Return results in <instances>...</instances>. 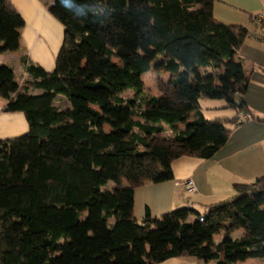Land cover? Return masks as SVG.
<instances>
[{"label": "trees", "instance_id": "16d2710c", "mask_svg": "<svg viewBox=\"0 0 264 264\" xmlns=\"http://www.w3.org/2000/svg\"><path fill=\"white\" fill-rule=\"evenodd\" d=\"M214 1L55 0L48 13L63 39L53 71L23 57L30 82L19 86L0 66L5 110L28 124L24 135L0 141V264L264 260V176L236 185L234 196L203 214L147 212L140 222L129 215L134 189L123 185L140 176L171 180L172 157L208 160L235 128L264 124L243 100L249 79L236 56L248 31L216 21ZM23 27L11 2L0 0V55L18 49ZM159 57L172 75L170 100L142 90ZM58 97L67 109L55 106ZM202 98L235 114L205 119ZM165 126L177 145L173 156L169 144H154Z\"/></svg>", "mask_w": 264, "mask_h": 264}, {"label": "crops", "instance_id": "0c3cea01", "mask_svg": "<svg viewBox=\"0 0 264 264\" xmlns=\"http://www.w3.org/2000/svg\"><path fill=\"white\" fill-rule=\"evenodd\" d=\"M9 1L24 20V27L20 30L18 49L2 53L0 66L10 67L14 81L23 86L30 82V78L24 71L21 59L27 57L30 63L39 65L47 72L53 71L55 58L62 44L63 28L48 13V8L55 0ZM260 13H264V0H215L213 4V17L216 21L225 25L242 26L248 31V37L236 56L243 64L249 79L243 100L255 114L264 117V42L257 38V28L253 20ZM54 31L59 33L60 37L57 36V40L53 41ZM168 74L172 78V75ZM29 92L38 93L32 88H29ZM57 101L64 103L61 109L69 107L64 98L58 97L55 106ZM200 101L207 100L202 98ZM204 103L206 104L204 110L201 106L200 109L205 119H207L205 113L216 114L227 109L224 104ZM5 104V100L0 98V141L22 136L28 131L24 115L7 113ZM231 112L232 115H214L208 120L231 117L235 114L233 110ZM177 127L182 129L184 125L180 124ZM164 129L163 133L154 137V144L162 148L169 144L171 156L176 155L178 150L173 141V133L166 126ZM170 165L171 180L151 183L147 177L140 176L123 181V185L132 186L134 189L130 217L140 222L147 212L151 218H159L180 208H192L203 214L211 205L234 196L236 185L250 184L256 178L264 176V124L250 121L235 128L228 141L208 160L177 155L172 157ZM187 179L192 180L195 186V191L191 194L182 193L181 188L177 186V183ZM235 232L240 235L234 238L244 234L240 229L232 232L231 236ZM223 236V233L215 235L213 242L218 244ZM160 264L211 263L195 257H182L169 259Z\"/></svg>", "mask_w": 264, "mask_h": 264}, {"label": "rangeland", "instance_id": "374dc122", "mask_svg": "<svg viewBox=\"0 0 264 264\" xmlns=\"http://www.w3.org/2000/svg\"><path fill=\"white\" fill-rule=\"evenodd\" d=\"M57 36L60 37V34L59 33L57 34L54 31L53 32V37H54L53 41L55 39L57 40ZM58 40H59V38H58ZM54 50H55V47H54L53 51ZM53 51L51 53H53ZM163 60H164L163 57H159L155 61L152 62L150 72H148L146 75L143 76V88H142V90H143V92L145 94H147L149 96L152 95V96L158 97L159 99H169L170 100L171 99L170 97H171V94H172V90L170 88L169 81H170L171 77L164 70ZM123 96L125 98H132L133 97V92L127 91ZM206 100L207 101H200V106L202 107L203 110H204V107L206 105L204 102H207V104L210 103V104H213V105H215V104H224V102L221 101V100H212V99H206ZM56 105L58 107H61V108L64 107V103L62 101L61 102L57 101ZM225 110L219 111V113H216V114H211L210 112L205 113V114H206L207 119L212 118L214 115H217V116L232 115V112H231L230 109H225ZM104 119L107 120V117H104ZM103 127H104V129L106 131L110 130V126L108 124V120L105 121ZM239 235H240V233L235 232L231 237L234 238V237H237ZM222 239H221V241H222ZM238 264H264V260L248 259L246 262H240Z\"/></svg>", "mask_w": 264, "mask_h": 264}, {"label": "built area", "instance_id": "2783aa9c", "mask_svg": "<svg viewBox=\"0 0 264 264\" xmlns=\"http://www.w3.org/2000/svg\"><path fill=\"white\" fill-rule=\"evenodd\" d=\"M257 28V38L264 42V13H260L253 18ZM184 194H191L195 191V186L192 180L187 179L184 182L177 183Z\"/></svg>", "mask_w": 264, "mask_h": 264}, {"label": "water", "instance_id": "95a60500", "mask_svg": "<svg viewBox=\"0 0 264 264\" xmlns=\"http://www.w3.org/2000/svg\"><path fill=\"white\" fill-rule=\"evenodd\" d=\"M6 111V110H5Z\"/></svg>", "mask_w": 264, "mask_h": 264}]
</instances>
